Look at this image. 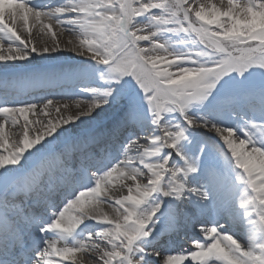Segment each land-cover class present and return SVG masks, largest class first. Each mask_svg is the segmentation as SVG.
I'll return each mask as SVG.
<instances>
[{
    "label": "snow or ice",
    "instance_id": "6c2138e0",
    "mask_svg": "<svg viewBox=\"0 0 264 264\" xmlns=\"http://www.w3.org/2000/svg\"><path fill=\"white\" fill-rule=\"evenodd\" d=\"M6 11L26 30L31 19L54 40V28L77 37L68 50L87 59L65 76L86 83L80 92L88 94L76 116L32 121L49 116L53 100L21 98L29 93L0 73V253L11 264H64L91 251L95 264H264V81L251 82L257 71L264 76V0H0L5 66L61 52L59 43L38 49L23 39ZM24 79L33 89L56 82ZM234 114L240 122L226 123ZM21 119L23 137L10 144L5 125ZM140 166L147 183L138 182ZM128 179L136 183L127 195L108 198L115 181ZM186 195L197 202L177 209ZM206 210L212 222L187 241L186 254L165 261L160 238L195 227Z\"/></svg>",
    "mask_w": 264,
    "mask_h": 264
},
{
    "label": "bare ground",
    "instance_id": "6f19581e",
    "mask_svg": "<svg viewBox=\"0 0 264 264\" xmlns=\"http://www.w3.org/2000/svg\"><path fill=\"white\" fill-rule=\"evenodd\" d=\"M34 6L36 7H43L45 4H50L54 6H58L61 3L67 2V0H32ZM201 3H209V0H200ZM223 2V5L227 4V0H210V3L215 4L217 7L221 6V3ZM238 2H243V0H238ZM4 20L7 24L17 29L18 33L21 35L23 39H31L32 44L35 45L38 49H43L44 47H52L54 44L59 43L61 52L58 53H46L44 56H37L35 53L29 57V61H8L7 66L4 65V62H0V67L5 66L4 68L7 70H10L13 67H20L21 65H29L32 61H39L41 63H44V65L53 64L54 62H61L63 61H71L75 62L78 61V55L75 52H71L68 49L71 47V45L68 44V41L71 40L73 43L77 42V37L69 33L67 31L60 32L58 29L54 28V31L57 32V37L54 40L52 35L50 33H47V30L44 31L40 30L39 25H34L32 20L29 21V30H26L23 25V21L17 17L15 21L10 16L9 12L6 11L4 15ZM18 43V42H17ZM7 47V44H5V48ZM193 45L190 44V48H192ZM54 61V62H53ZM16 69V68H15ZM61 70L63 68H60ZM12 70V69H11ZM33 69H24L23 71H17V72H8L9 77H13L19 81V91L21 92H28V95H24L21 98L23 99H30L32 102L41 104L42 102H46L48 99L53 100V105L46 111L50 113L49 116L44 115H29V119L32 121L36 120H44L47 121L48 119H55L59 116H76L79 112L86 111V105H87V95L86 93H81L80 91H76L80 89L82 86H87L86 83L81 82V85L75 88V84H72L69 80H64L62 75H59L60 73L56 70H51V75L56 78V82L47 85L40 88L33 89L29 84L25 82V77L31 76L34 74L39 73H31ZM36 70V68H35ZM44 74V73H43ZM40 97H44L45 100L41 101ZM79 103L80 107L78 108L76 105ZM60 104H67V108L61 107L59 112L55 111L56 105ZM235 117H239V115L234 114ZM83 118V117H82ZM226 123H233L234 121L226 120ZM33 128L32 134H35L36 130H39V125H33L31 126ZM23 131H24V121L21 119L19 123L15 126L9 124L5 125V133L10 141V144L12 141H18L22 139L23 137ZM204 137L210 138V134L204 133ZM213 142L214 139L210 138ZM11 150V149H9ZM134 154V153H133ZM148 159V158H146ZM151 162V161H150ZM141 171L143 172V176L139 178L140 183H147V177L148 172L147 169H143L142 166ZM115 175V174H114ZM136 181H133L131 179L124 180V181H115L114 186L111 187L110 191L108 192V198H110L112 201H115L119 199L120 197L128 194V187L133 186ZM196 198L195 197H189L185 196V203L183 204H177V209H191L193 204H195ZM168 207V204L165 202L162 205V212ZM99 210L103 212L104 214H107L109 216L114 215V208L109 207L106 204L99 205ZM207 217H212L210 220V223L212 222L214 218V213L211 210H206L205 214ZM158 216H161V214L158 213ZM162 217V216H161ZM218 223L221 221L224 223L225 228H231V225H229L225 220L220 219L219 217H215ZM163 221V217H162ZM202 219L199 217V219L196 222L195 227L188 225L185 227H181L179 231H172L168 230L166 234H168L170 240L176 239L180 235H187L190 238H196V234L194 232V228H200L202 227ZM165 234V235H166ZM176 241V240H175ZM182 243L175 242L172 247H168L167 245H164L160 240L158 242V249L162 251L164 259L166 261L167 256L169 254L172 255H179L181 254V250L183 248ZM94 255L97 257L98 254L94 251L91 252H81L77 253L74 257L69 258V260L65 261L64 264H95L94 260L89 259V257H93ZM7 253H0V258L4 259L7 264H11V261H7V259H13V257ZM6 258V259H5ZM55 259V256L53 257Z\"/></svg>",
    "mask_w": 264,
    "mask_h": 264
},
{
    "label": "rangeland",
    "instance_id": "374dc122",
    "mask_svg": "<svg viewBox=\"0 0 264 264\" xmlns=\"http://www.w3.org/2000/svg\"><path fill=\"white\" fill-rule=\"evenodd\" d=\"M153 11H158V10H153ZM185 39H187V38L185 37ZM142 44H143L144 46H147V42H142ZM174 49L177 50V51H181V52L186 51L187 49H190V43H188V44H183V45H180V44L174 45ZM77 58H78L79 61L71 62L70 64L68 63V66H78V65L81 64L80 61H84L85 59H87V57H81V56H78ZM28 61H29V59H28ZM250 71H251V70H250ZM237 79L239 80L240 78L237 77ZM77 81H79V80H77ZM262 81H264V76H262L261 73H260L259 71H257V72L255 73L254 77L252 78V81H251V82H253V83L259 85ZM82 82H83V81H82ZM78 83H79V82H78ZM83 87H84V86H83ZM249 115H251V114H245V118H248ZM256 119H258V117H256ZM227 120H233V121H235V123H239V122H240L239 117H235L234 115H233L232 117H229ZM189 135H190V137L192 136L191 133H189ZM203 138H204L205 140H207L209 144L213 143V141H212L210 138H206V137H204V136H203ZM197 139H199V137H197ZM227 173H231V171H230L229 169L225 168V169H224V174H225V176H227V175H226ZM162 223H163V221H162V219H161V217H160V222L158 223L157 226L159 227L160 224H162ZM161 239H163L162 241L165 242V243H168V241H169V240H168V237H167L166 235H164L162 238H160V240H161ZM180 239L186 241V243L184 242V245H185V246H183V254H186L187 248H188V247H191L190 243H187V241H188L190 238H189L188 236H185V237H181V236H180L178 240H180ZM180 242H181V240H180ZM181 243H182V242H181ZM182 244H183V243H182ZM95 257H96V256L94 255V258H95ZM153 259H155V258H153Z\"/></svg>",
    "mask_w": 264,
    "mask_h": 264
}]
</instances>
